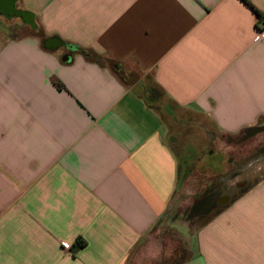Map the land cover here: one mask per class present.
I'll return each instance as SVG.
<instances>
[{
  "label": "crops",
  "instance_id": "0c3cea01",
  "mask_svg": "<svg viewBox=\"0 0 264 264\" xmlns=\"http://www.w3.org/2000/svg\"><path fill=\"white\" fill-rule=\"evenodd\" d=\"M248 1L264 15V0ZM13 8L11 17L0 11L17 19L0 29V264H142L133 252L181 181L144 88L221 134L256 126L259 15L245 0H14ZM102 57L136 74L133 83ZM191 250L184 264H264V176L197 230Z\"/></svg>",
  "mask_w": 264,
  "mask_h": 264
},
{
  "label": "rangeland",
  "instance_id": "374dc122",
  "mask_svg": "<svg viewBox=\"0 0 264 264\" xmlns=\"http://www.w3.org/2000/svg\"><path fill=\"white\" fill-rule=\"evenodd\" d=\"M16 20L0 17V29ZM118 74L128 85L137 76L123 69ZM155 93L153 105L164 120L166 141L177 154L181 183L163 219L143 238L133 258L142 264H184L197 230L218 208L264 176V119L254 130L225 135L198 114L171 103L159 90Z\"/></svg>",
  "mask_w": 264,
  "mask_h": 264
},
{
  "label": "trees",
  "instance_id": "16d2710c",
  "mask_svg": "<svg viewBox=\"0 0 264 264\" xmlns=\"http://www.w3.org/2000/svg\"><path fill=\"white\" fill-rule=\"evenodd\" d=\"M252 8H254V10L257 12V14L259 15V22H260V20H262V18L264 17V15L260 12V11H258V9H256L248 0H245ZM84 52V54L87 56V57H90V53H88V52H86V51H83ZM111 65V67L117 72V73H119V71L121 70V68L118 66V64H116V63H112V64H110ZM145 90H144V92H143V99L145 100V102L147 103V105L149 106V107H151V108H154L155 109V107H154V103L156 102V97H157V93H155L156 92V88H148V87H145L144 88ZM156 110V109H155ZM254 128H256L255 126L254 127H251V128H247V129H245L243 132H247V131H251V130H254ZM242 132V133H243ZM180 183H181V181H180ZM179 183V184H180ZM224 209V206H222V207H220V208H218L216 211H215V213L204 223V224H206V223H208L212 218H214L215 216H217L220 212H222V210ZM203 224V225H204ZM86 242L85 241H83V240H81L80 241V239H78L77 240V242L75 243V245H74V247H80V248H84L85 246H86Z\"/></svg>",
  "mask_w": 264,
  "mask_h": 264
},
{
  "label": "water",
  "instance_id": "95a60500",
  "mask_svg": "<svg viewBox=\"0 0 264 264\" xmlns=\"http://www.w3.org/2000/svg\"><path fill=\"white\" fill-rule=\"evenodd\" d=\"M13 7H14V0H0V11H3L6 14H17L14 11Z\"/></svg>",
  "mask_w": 264,
  "mask_h": 264
},
{
  "label": "built area",
  "instance_id": "2783aa9c",
  "mask_svg": "<svg viewBox=\"0 0 264 264\" xmlns=\"http://www.w3.org/2000/svg\"><path fill=\"white\" fill-rule=\"evenodd\" d=\"M259 26H260V29L261 30H264V17L262 18V20H260V22H259Z\"/></svg>",
  "mask_w": 264,
  "mask_h": 264
},
{
  "label": "flooded vegetation",
  "instance_id": "af4514ba",
  "mask_svg": "<svg viewBox=\"0 0 264 264\" xmlns=\"http://www.w3.org/2000/svg\"><path fill=\"white\" fill-rule=\"evenodd\" d=\"M11 15H13V14H8V17H11Z\"/></svg>",
  "mask_w": 264,
  "mask_h": 264
}]
</instances>
